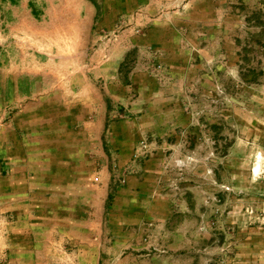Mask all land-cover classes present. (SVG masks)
<instances>
[{
	"label": "rangeland",
	"instance_id": "374dc122",
	"mask_svg": "<svg viewBox=\"0 0 264 264\" xmlns=\"http://www.w3.org/2000/svg\"><path fill=\"white\" fill-rule=\"evenodd\" d=\"M0 264H264V0H0Z\"/></svg>",
	"mask_w": 264,
	"mask_h": 264
}]
</instances>
